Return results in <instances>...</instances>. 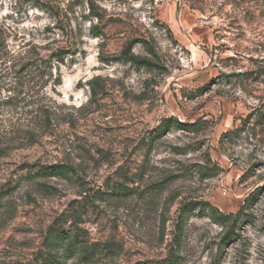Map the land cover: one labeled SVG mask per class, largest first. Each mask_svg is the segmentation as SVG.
I'll list each match as a JSON object with an SVG mask.
<instances>
[{
  "label": "rangeland",
  "instance_id": "374dc122",
  "mask_svg": "<svg viewBox=\"0 0 264 264\" xmlns=\"http://www.w3.org/2000/svg\"><path fill=\"white\" fill-rule=\"evenodd\" d=\"M43 1L0 0V264H161L182 204L235 214L253 192L237 220L191 213L178 253L264 264V0ZM59 46L73 53L53 90L25 63ZM37 94L58 122L46 124ZM170 117L200 129L158 136ZM55 163L82 184L29 167ZM116 184L128 193L90 200ZM59 226L83 247L47 242Z\"/></svg>",
  "mask_w": 264,
  "mask_h": 264
},
{
  "label": "trees",
  "instance_id": "16d2710c",
  "mask_svg": "<svg viewBox=\"0 0 264 264\" xmlns=\"http://www.w3.org/2000/svg\"><path fill=\"white\" fill-rule=\"evenodd\" d=\"M29 2H32L36 5L38 8H44L45 3L43 0H28ZM98 15V14H97ZM129 51V50H128ZM72 50L70 48H66L64 46H59L57 48H54L49 54H43L41 52H37V54L33 55L35 57L32 58L31 62L25 63V68L27 69L29 66L31 68H35L37 71V81L40 83H45L44 79L47 78V82L52 81L54 87L53 90H56L57 86L62 84L63 82V76H62V65L66 64V59L70 55H72ZM129 52H126L125 59L127 61H132L137 65H148V61L142 60L139 58H136L132 55H128ZM73 59V58H71ZM114 60H117L118 58H112ZM73 61V60H72ZM24 71V69L22 70ZM43 85V84H42ZM95 91V88H93ZM92 90V91H93ZM97 92L92 93V97L95 98L97 96ZM38 96L34 98V105L37 106V110L40 111V115L45 119L46 124L49 126L54 124L55 122H58L59 120V114L57 112V106H55L54 102L53 105L50 104H43L42 98H39ZM12 99L10 97L6 102L9 103V100ZM41 117V118H42ZM201 121H196L193 123H186L179 121L176 117H170L165 118L159 127L158 136L162 135L165 130H168L170 127L175 126L182 129H187L190 131H197L200 128ZM47 125V126H48ZM232 132V130L227 131L223 133L222 139L229 136V134ZM31 167L32 171L34 172V175L39 176H59L64 177L66 179H76V181L79 183L81 180L78 175H76L77 171L75 167L68 163H55L51 165H38V166H29ZM205 169V170H204ZM203 175L208 176H214L219 172V167L215 166V168H204ZM207 169V170H206ZM209 169V170H208ZM215 169V171H214ZM82 184V181L80 182ZM128 188L124 187L121 184H116L113 187H108L107 191L98 190L92 197H90L91 201H97V200H107L116 196L125 195L128 193ZM257 195V192L251 193L250 196L246 198V202L244 206L235 214H225L222 212L218 207L213 205L212 203L206 201V200H192L189 202H185L181 205L179 209L178 214V220H177V229H178V237L176 241V245L172 247L170 251V255L165 258L163 261H161V264H180V256L178 253V250L181 246V239L182 234L184 232L185 224L187 218L190 216L191 213H199L201 215L209 214L214 220L225 222L231 218H234L235 220L239 219L241 215L244 214L246 206L251 202L252 198H254ZM88 197L86 196V199ZM79 202V201H75ZM2 207V202L0 199V209ZM74 209H77V207H74ZM78 212V210H77ZM81 234H78L76 231L74 233L70 232L69 230H64L62 227H55L52 230H50L49 235L47 237V242L51 240V237H56L57 240V246L58 251L62 250L63 253H73L74 251L80 250L84 242L82 240ZM58 254H60L58 252ZM55 264L62 263L63 260L55 259ZM45 264L46 261L44 262Z\"/></svg>",
  "mask_w": 264,
  "mask_h": 264
}]
</instances>
